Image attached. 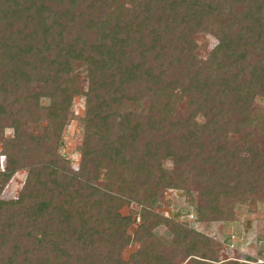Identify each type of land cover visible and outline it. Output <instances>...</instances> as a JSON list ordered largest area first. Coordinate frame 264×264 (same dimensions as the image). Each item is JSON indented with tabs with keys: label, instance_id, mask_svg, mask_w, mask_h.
I'll return each instance as SVG.
<instances>
[{
	"label": "trees",
	"instance_id": "trees-1",
	"mask_svg": "<svg viewBox=\"0 0 264 264\" xmlns=\"http://www.w3.org/2000/svg\"><path fill=\"white\" fill-rule=\"evenodd\" d=\"M258 98L264 0H0V264H253L157 208L166 189L197 221L264 205ZM72 120L76 167L59 151Z\"/></svg>",
	"mask_w": 264,
	"mask_h": 264
},
{
	"label": "rangeland",
	"instance_id": "rangeland-1",
	"mask_svg": "<svg viewBox=\"0 0 264 264\" xmlns=\"http://www.w3.org/2000/svg\"><path fill=\"white\" fill-rule=\"evenodd\" d=\"M200 48L198 55L203 57L215 43V39L209 34L200 33L197 35ZM83 84L86 80L79 74ZM256 105L264 109V98H258ZM73 111L76 115H81L84 111V98L75 97L73 100ZM13 130L8 128L6 135H12ZM81 142V127L76 120H72L67 127L60 153L72 161L74 167L77 166L79 153L77 147ZM166 167L170 162H164ZM5 169V157L1 153L0 147V170ZM26 176V171L16 172L7 185L4 187L1 197L4 199L15 198ZM135 207V205H133ZM164 216H174L181 222L188 223L189 226L199 230L208 236L213 237L221 243L220 258L239 259L242 262L253 264H264V205L260 204L252 213H247L245 208H238L237 217L230 221H197L195 208L192 199L186 197L185 192L180 189H166L161 205L157 208ZM138 220V218H137ZM129 228L132 233L138 221ZM155 233L169 237L170 233L164 226L155 229ZM132 247H127L124 255L127 256ZM250 256L254 261L247 260Z\"/></svg>",
	"mask_w": 264,
	"mask_h": 264
}]
</instances>
